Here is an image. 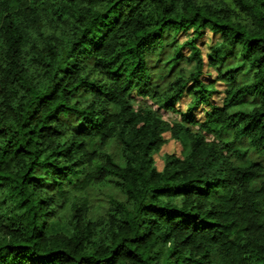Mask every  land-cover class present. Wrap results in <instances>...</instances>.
I'll list each match as a JSON object with an SVG mask.
<instances>
[{"label":"trees","instance_id":"trees-1","mask_svg":"<svg viewBox=\"0 0 264 264\" xmlns=\"http://www.w3.org/2000/svg\"><path fill=\"white\" fill-rule=\"evenodd\" d=\"M0 264H264V0H0Z\"/></svg>","mask_w":264,"mask_h":264},{"label":"rangeland","instance_id":"rangeland-1","mask_svg":"<svg viewBox=\"0 0 264 264\" xmlns=\"http://www.w3.org/2000/svg\"><path fill=\"white\" fill-rule=\"evenodd\" d=\"M210 36H211V33H209V32L206 31V34H205L204 38H203V39H200V40L198 41V44H200V45H204V43H208V42H209V39H210ZM186 38H187L186 35L181 34V35L179 36L178 40H179L180 42H183V41H185ZM180 65H181L182 67H185V69H186L187 72H190V71H191V66H190L188 63H186V62H181ZM229 65H230L231 67H235V66H236V63H232V64L229 63ZM159 76H160L159 74H156V73L154 72V77H155V78H158ZM214 76H215V72H212V73H211V78H213ZM245 80H246V77H243V78L241 79V81H245ZM216 90H217V91H222V90H223V87H221V86H217ZM215 99H216V101H218L217 98H215ZM182 109H184V105H182ZM168 117H169L170 119L175 118V116H173V115H168ZM165 137H166L167 139H169L168 134H166ZM180 152H181V147H180V145H179L178 143L172 141V140H169L168 143H167L166 145H164V147L160 150V152L155 156V160H156V166H157V168H158V169H161V167H162V165H163V163H162V156H163L164 154H171V153H174V154L179 155ZM58 230L67 231V229L64 227V225H61V224H59L58 222H52V223H51V226H50V231H49V232L52 233V232H55V231H58Z\"/></svg>","mask_w":264,"mask_h":264}]
</instances>
